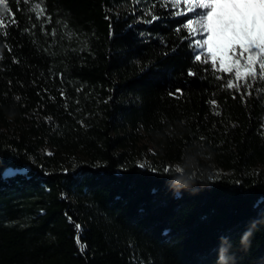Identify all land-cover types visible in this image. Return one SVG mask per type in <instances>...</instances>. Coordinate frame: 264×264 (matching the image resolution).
I'll list each match as a JSON object with an SVG mask.
<instances>
[{"label": "trees", "instance_id": "1", "mask_svg": "<svg viewBox=\"0 0 264 264\" xmlns=\"http://www.w3.org/2000/svg\"><path fill=\"white\" fill-rule=\"evenodd\" d=\"M172 1L5 0L0 264H264V82Z\"/></svg>", "mask_w": 264, "mask_h": 264}, {"label": "snow or ice", "instance_id": "2", "mask_svg": "<svg viewBox=\"0 0 264 264\" xmlns=\"http://www.w3.org/2000/svg\"><path fill=\"white\" fill-rule=\"evenodd\" d=\"M183 5L187 12H178L177 15L193 13L197 17L187 18L183 25L194 53L200 50L201 54H194L196 61H201L203 54L207 57L205 63L210 61L211 69L218 68L226 74L234 73L236 81L251 79L264 82V0H183ZM7 11V3L0 0V26H5L4 13ZM32 11H36L37 17L45 13L39 4L34 5ZM200 32L203 34L195 38ZM189 75L195 73L189 72ZM225 86L228 89L241 87L239 83H233L231 76L225 81ZM245 87L251 88L252 84L246 82ZM261 91L264 90L257 89L258 95ZM175 171L181 172L182 169L177 166ZM75 227L79 233L80 226ZM77 243L80 241L77 240Z\"/></svg>", "mask_w": 264, "mask_h": 264}, {"label": "rangeland", "instance_id": "3", "mask_svg": "<svg viewBox=\"0 0 264 264\" xmlns=\"http://www.w3.org/2000/svg\"><path fill=\"white\" fill-rule=\"evenodd\" d=\"M171 9L173 10V12L175 14H177L178 12H181V13L187 12L186 7L183 5V1H172L171 2ZM187 15H192L193 19L197 18L193 13H187ZM139 22H141V21H139ZM202 34H203L202 32L196 34L195 38H199ZM196 53L201 54L199 49L196 50ZM202 58L207 59V57L204 56L203 54H202ZM216 70H218V68ZM257 71L259 72L258 66H257ZM232 75H234V73H232ZM242 80H244V79H242ZM242 80H240V81H242ZM236 82H239V81H236ZM138 144H139V148L141 149L140 150L141 151V155H140L141 161L144 163L145 162L149 163V164L153 163V161H155V159H157V157H156L157 154H156L155 149L153 148V145H151L149 140L145 139V138H142ZM171 166L176 168L178 165L172 164ZM9 173H14V172L9 171Z\"/></svg>", "mask_w": 264, "mask_h": 264}]
</instances>
